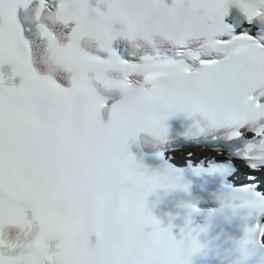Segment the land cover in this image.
<instances>
[{"label":"snow or ice","instance_id":"obj_1","mask_svg":"<svg viewBox=\"0 0 264 264\" xmlns=\"http://www.w3.org/2000/svg\"><path fill=\"white\" fill-rule=\"evenodd\" d=\"M232 5L257 36L231 34ZM260 36L264 0H0V264H141L159 221L126 188L149 180L129 140H167L174 114L264 171Z\"/></svg>","mask_w":264,"mask_h":264},{"label":"clouds","instance_id":"obj_2","mask_svg":"<svg viewBox=\"0 0 264 264\" xmlns=\"http://www.w3.org/2000/svg\"><path fill=\"white\" fill-rule=\"evenodd\" d=\"M148 133L155 138L151 132ZM138 160L145 165L144 171L149 180L144 184L126 185V188L133 192L136 200H142L159 221L157 226L147 224L137 231L135 246L141 264H197L196 257L203 255L208 248L218 256L217 264H264V257L254 259L258 246L264 245V239L259 235L254 236L251 228L239 234H209V227L217 215L228 216L234 210L256 209L249 206L252 199L245 198L243 194L220 192L216 197V208L207 210L202 220L195 224L192 221L196 206L184 199L179 202L183 211L174 213L165 224L153 213L148 196L154 194L157 197L151 202L152 206H156L162 194L184 190L185 182L178 173L167 167L150 168L143 158ZM177 215L183 217L182 224H175L174 218ZM157 227L159 232L156 231ZM174 227L179 228V233L173 231Z\"/></svg>","mask_w":264,"mask_h":264}]
</instances>
